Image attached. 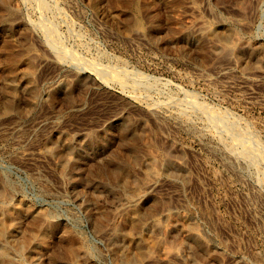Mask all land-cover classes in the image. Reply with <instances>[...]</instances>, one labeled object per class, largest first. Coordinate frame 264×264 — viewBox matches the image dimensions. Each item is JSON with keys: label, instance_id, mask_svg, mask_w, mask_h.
Here are the masks:
<instances>
[{"label": "rangeland", "instance_id": "obj_1", "mask_svg": "<svg viewBox=\"0 0 264 264\" xmlns=\"http://www.w3.org/2000/svg\"><path fill=\"white\" fill-rule=\"evenodd\" d=\"M41 1L46 5L43 10L40 0H6L7 7L18 14L7 19V31L0 41L13 48L16 56L32 47L36 54L32 80L38 100L28 104L26 96L20 94L17 112H5L0 106V183L10 184L13 206L31 207L29 217L44 209L58 230L48 235L50 250L41 251L37 239L27 241L32 231L38 232L26 224V216L15 223L12 211L6 210L2 217L7 231L0 249L6 246L14 255L10 260L19 264H67L65 257L49 253L61 254L64 243L78 240L87 243L88 252H92L79 257L77 264H264V54L258 59L247 49L251 46L255 54L260 49L264 53V0H146L150 5L139 14L143 34L130 29L133 21L127 9L136 0ZM207 21L206 25H215L221 33L232 28L240 33L239 41L232 35L228 38L234 41L229 42L233 50L229 56H216L211 50L213 43L201 36L200 28ZM190 23L187 29L184 25ZM49 25L57 42L47 37ZM183 32L188 34L186 41L180 40ZM59 48L66 52H59ZM0 56V105L2 101L4 105L8 80L5 61L9 56L3 52ZM114 72H124L127 81L111 77ZM66 83L72 85L67 87ZM55 89L57 93L51 96L49 92ZM224 111L240 128L246 124L249 133L235 135L224 129L222 118L209 119ZM121 114L124 122L117 123ZM120 144L138 150L140 167L134 169V165L136 172L130 174L126 185H115L108 174L109 168L123 159ZM132 145L137 146L136 151ZM149 155L161 168L157 167L159 175L146 179L139 158ZM98 171L102 172L100 178L95 175ZM136 186L137 195L144 196L140 209L142 216L145 214L143 230L152 238L151 244L140 246L143 253L139 261L135 247L129 248L123 238H112L107 232L111 224H119L120 211L127 207ZM144 207L151 212L156 209L155 214ZM179 222L197 227L202 249L182 244ZM24 224L26 232L31 229L27 235ZM127 247L128 260L121 261Z\"/></svg>", "mask_w": 264, "mask_h": 264}, {"label": "bare ground", "instance_id": "obj_2", "mask_svg": "<svg viewBox=\"0 0 264 264\" xmlns=\"http://www.w3.org/2000/svg\"><path fill=\"white\" fill-rule=\"evenodd\" d=\"M94 1V0H93ZM119 1V0H118ZM127 1V0H126ZM129 1V0H128ZM131 1V0H130ZM129 1V2H130ZM11 2V1H10ZM102 2V1H101ZM132 2H133V0H132ZM0 3H1V5H0V37H1V35L2 34H5V32L7 31V29H6V27L8 26L7 24V19L9 18V17H11L12 15H17L18 13H17V10H14V9H11V8H9V7H7V2H6V0H4V1H1L0 0ZM106 3V2H105ZM114 3H116V2H114ZM128 3V2H127ZM10 4V3H9ZM110 4H111V2H110ZM117 4V3H116ZM97 5H99V4H97ZM103 5H104V3H103ZM119 5V4H118ZM149 2H146V0H136L134 3H131V6L129 7V9H127L128 10V18L129 17H131L132 19V21H133V23L130 21V23H132V25H131V30L132 31H134L135 33H139V34H143V33H145L144 32V30L142 29V22H140L141 20H139V16L141 15L140 14V12L142 11H140V9H142V8H144V9H147L148 7H149ZM55 6V5H54ZM94 6V5H93ZM110 7H111V5H109ZM117 6V5H116ZM115 6V7H116ZM120 6V5H119ZM123 6V5H122ZM17 7V6H16ZM15 7V8H16ZM39 7H40V9L41 10H43V9H45L46 8V5H45V3H43L41 0H40V2H39ZM48 7V6H47ZM92 7V6H91ZM109 7V8H110ZM113 7V6H112ZM150 7H152V6H150ZM17 8H19V7H17ZM154 8V7H153ZM57 9V8H56ZM94 9V8H93ZM114 9V8H113ZM112 9V10H113ZM115 9H117V7L115 8ZM108 10V9H107ZM119 10V9H118ZM123 10H125V9H123ZM109 11V10H108ZM114 11V10H113ZM127 12V11H126ZM143 12V11H142ZM140 14V15H139ZM19 15H20V13H19ZM146 15V14H145ZM152 15H154V14H152ZM172 15V14H171ZM174 15H175V13H174ZM176 15H177V13H176ZM119 16V15H118ZM126 15L124 14V18H127V17H125ZM113 17H115V16H113ZM150 17H152V16H150ZM18 18V17H17ZM174 18V17H173ZM10 19V18H9ZM155 19H156V17H155ZM176 19H179V18H176ZM182 19V18H181ZM200 19V18H199ZM232 19V18H231ZM116 20H119V18L117 19V16H116ZM157 20V19H156ZM180 20V19H179ZM221 20V19H220ZM224 20V19H223ZM227 20H228V18H227ZM238 20H239V18H238ZM15 21V20H14ZM143 21V20H142ZM198 21V20H197ZM218 21V20H217ZM203 22V21H202ZM227 22V21H226ZM241 22V21H240ZM43 23V22H42ZM129 23V24H130ZM178 23H179V21H178ZM183 23V22H182ZM185 23V22H184ZM188 23H189V21H188ZM195 23V22H194ZM197 23V22H196ZM204 23V22H203ZM208 23V21L203 25V24H201V25H203L201 28H200V33L202 34L201 36L202 37H204L206 40H208V41H211L213 44H211V45H213V46H211L212 48H211V50H212V52L213 53H215V54H218V55H216V56H218V57H220L221 55L220 54H228V56H229V54L231 53V51H233L232 50V43L231 42H233V44H234V41H239L240 39H242L241 37H240V33L238 34V30L237 29H234V28H230V27H228V28H230L231 30L226 34V33H221V31H219L218 30V28H216V27H214L215 25H213V24H210V25H206ZM217 23V22H216ZM225 23V22H224ZM231 23H233L232 21H231ZM10 24V23H9ZM48 24H53V23H48ZM125 24V23H124ZM174 24V23H173ZM176 24V23H175ZM222 24V23H221ZM228 24V23H227ZM239 24V23H238ZM237 24V25H238ZM45 25H46V23H45ZM153 25H155V24H153ZM166 25V24H165ZM177 25V24H176ZM179 25H180V23H179ZM190 25H191V23L190 24H188V25H184V26H186V28L188 29V27H190ZM194 25V24H193ZM196 25V24H195ZM200 25V26H201ZM213 25V26H212ZM226 25V24H225ZM230 25V24H229ZM235 25V24H234ZM10 26V25H9ZM43 26V25H42ZM50 27H47L48 29V36L47 37H49L50 38V40H52V41H50V42H57V34L54 32L55 30L53 29V28H51V25H49ZM54 26V25H53ZM174 26V25H173ZM172 26V27H173ZM181 26V25H180ZM179 26V28L181 29V27ZM183 26V27H184ZM188 26V27H187ZM219 26V25H218ZM18 27V26H17ZM55 27V26H54ZM125 27V26H124ZM177 27V26H176ZM175 27V28H176ZM231 27H233V26H231ZM9 28V27H8ZM133 28V29H132ZM150 28V27H149ZM178 28V27H177ZM227 28V27H226ZM236 28V27H235ZM5 29H6V31H5ZM44 29H46V28H44ZM124 29V28H123ZM127 29L129 30V27H128V25H127ZM127 29H125V30H127ZM168 29V28H167ZM183 29V28H182ZM225 29V28H224ZM223 29V30H224ZM20 30V29H19ZM22 30V29H21ZM150 30V29H149ZM175 30V29H174ZM221 30V29H220ZM237 30V31H236ZM5 31V32H4ZM14 31V30H13ZM23 31H24V29H23ZM26 31V30H25ZM42 31V30H41ZM57 31V30H56ZM130 31V30H129ZM146 31V30H145ZM171 31H173V30H171ZM182 31V30H181ZM195 31V30H194ZM4 32V33H3ZM10 32V31H9ZM44 32V31H43ZM124 32V31H123ZM192 32V31H191ZM225 32V31H224ZM58 33V32H57ZM129 33V32H128ZM152 33V32H151ZM182 33V32H181ZM184 33V32H183ZM256 33V32H255ZM20 34V33H19ZM46 34V33H45ZM130 34H133V33H130ZM168 34H170L169 32H168ZM178 34H179V32H178ZM197 34H199V33H197ZM15 35V34H14ZM135 35V34H134ZM231 35H232V38L234 39V41H231ZM254 35V34H253ZM123 36H124V34H123ZM127 36V35H126ZM150 36V35H149ZM176 36V35H175ZM177 36H179V35H177ZM176 36V37H177ZM190 36V35H189ZM138 37H139V35H138ZM188 37V34H183L181 37H180V40H181V38H182V40H185L186 41V38ZM231 38L230 40H228V38ZM2 38V37H1ZM0 38V39H1ZM125 38V37H124ZM133 38V37H132ZM178 38V37H177ZM203 38V39H204ZM245 38V37H244ZM46 39V38H45ZM188 39V38H187ZM192 39H193V37H192ZM49 40V39H48ZM80 40V39H79ZM178 40V39H177ZM194 40V39H193ZM205 40V41H206ZM24 41V40H23ZM26 41V40H25ZM187 41H189V40H187ZM198 41H199V38H198ZM202 41V40H201ZM231 41V42H230ZM49 42V41H48ZM180 42V41H179ZM231 44H230V43ZM242 42V41H241ZM240 42V43H241ZM244 42V41H243ZM242 42V43H243ZM12 43V42H11ZM16 43V42H15ZM29 43V42H28ZM28 43H26V45L28 44ZM59 43V42H58ZM183 43V42H182ZM13 44V43H12ZM32 44V43H31ZM46 44V43H45ZM50 44V43H49ZM53 44H56V43H53ZM81 44V43H80ZM249 44V43H248ZM30 45V44H29ZM52 45V44H51ZM205 45V44H204ZM203 45V46H204ZM250 45V44H249ZM248 45V46H249ZM11 46V45H10ZM14 46V45H13ZM12 46V47H13ZM22 46V45H21ZM21 46H19V47H21ZM25 46V45H24ZM31 46H33V45H31ZM50 46V45H49ZM200 46V45H199ZM242 46V45H241ZM17 47H18V45H17ZM261 47H262V45H261ZM260 47V48H261ZM16 48V47H15ZM49 48V47H48ZM53 48V47H52ZM51 48V49H52ZM203 48V47H202ZM208 48V47H207ZM242 48V47H241ZM253 48V47H252ZM251 48V46L250 47H248L247 49L249 50V55L250 56H253V55H257V57L258 56H261V57H263V54L264 53H262V50L260 49L259 50V52L257 53V54H255V52L253 51V49ZM263 48V47H262ZM24 49V48H23ZM60 49V48H59ZM204 49V48H203ZM256 49H258L257 47H256ZM255 48H254V50H256ZM13 48H12V50L11 49H9V47H8V45L6 44V43H4V42H2V41H0V52H3V53H5L6 54V56H9V57H6V58H8L5 62H6V66H5V70H6V74H7V76H8V80L6 81V93H3V100L5 101V103H4V105L2 104L3 103V101H2V103H1V105L0 106H2L1 108H3L4 109V111L5 112H9V111H13V110H16L17 108L16 107H18L17 106V101L19 100V97H20V94H21V96H22V94H23V96H26L25 98L27 99L26 100V103H28V104H33V103H35L38 99H37V97H38V93L36 92V89L34 88V85H33V80H32V78H33V74H34V72L32 71V69L35 67L34 65H33V63H32V59H34L33 57H34V55H36V54H34V52L32 51V47H27V48H25V50H24V52H23V54L22 53H19V55H21V56H16V50H15V55H14V52H13ZM23 51V50H22ZM64 51L66 52V49H64ZM64 51H62V49H60V51L59 52H62L63 54L65 53ZM204 52V51H203ZM203 52H201V53H203ZM210 52V51H209ZM236 52V51H235ZM234 52V53H235ZM264 52V51H263ZM37 53V52H36ZM205 53V52H204ZM211 53V52H210ZM200 54V53H199ZM209 54V53H208ZM238 54V53H237ZM3 55V54H2ZM17 55H18V53H17ZM203 55V54H202ZM206 55V54H205ZM220 55V56H219ZM214 56V55H213ZM224 56V55H223ZM226 56V55H225ZM234 56V55H233ZM236 56V55H235ZM1 57V56H0ZM4 57V56H3ZM3 57H2V59H3ZM200 57V56H199ZM206 57V56H205ZM61 58V57H60ZM202 58V57H201ZM208 58H210L209 56H208ZM212 58V57H211ZM210 58V59H211ZM217 58V57H216ZM224 58H226V57H224ZM223 58V59H224ZM228 58V57H227ZM250 58V57H249ZM56 59V58H55ZM219 59V58H218ZM250 59H252V58H250ZM249 59V60H250ZM258 59H259V57H258ZM4 60H5V57H4ZM79 61V59L77 58L76 59V61ZM204 60V59H203ZM239 60V59H238ZM237 60V61H238ZM254 60H255V58H254ZM263 59L261 58V61H262ZM205 61V60H204ZM241 61V60H240ZM258 60H256V62H257ZM81 62V61H80ZM206 62V61H205ZM242 62H243V60H242ZM256 62H255V64H256ZM259 62H260V60H259ZM3 63V62H2ZM253 63V62H252ZM1 64V63H0ZM80 64V63H79ZM242 64V63H241ZM240 64V65H241ZM36 65H38V64H36ZM72 65V64H71ZM90 66H93V64L91 63V65ZM258 66V65H257ZM104 67V66H103ZM102 67V68H103ZM106 67V66H105ZM242 67H246L245 65L244 66H242ZM248 67V66H247ZM101 68V67H100ZM106 68H108V67H106ZM121 68V67H120ZM259 68V67H258ZM77 69V68H76ZM105 69V68H104ZM114 70V69H113ZM240 70H242V68L240 69ZM244 70V69H243ZM246 70H248V68L246 69ZM116 71V70H115ZM1 72V71H0ZM225 72V71H224ZM224 72H222V73H224ZM79 73V72H78ZM96 73V72H95ZM101 73V72H100ZM115 74L114 75H112V74H110V73H108V75L110 74L111 75V77H113V78H117V79H119V80H121L122 82H126L127 81V78H125L124 76V72H114ZM6 74L4 75V77L6 76ZM130 74V73H129ZM104 75H107L106 73L104 74ZM138 75V74H137ZM6 76V77H7ZM104 77V76H103ZM132 78V77H131ZM3 81V80H2ZM64 81V80H63ZM76 81V80H75ZM35 83V82H34ZM134 84H135V82H133ZM131 84V83H130ZM1 85V84H0ZM4 85V84H3ZM66 85H67V87H70L72 84H70V83H66ZM2 86V85H1ZM5 86V85H4ZM125 86V85H124ZM133 86V85H132ZM139 86V85H138ZM57 87H59V86H57ZM66 87V88H67ZM2 90V89H1ZM136 90V89H135ZM69 91V90H68ZM50 94H51V96H55V94L57 93L56 92V89L55 90H53V91H51V92H49ZM63 93V92H62ZM65 93H66V91H65ZM49 94V95H50ZM1 95V94H0ZM65 96V95H64ZM190 99H192V98H190ZM52 100V99H51ZM71 101V100H70ZM195 101V100H194ZM53 102V101H52ZM24 103V102H23ZM65 103H67V102H65ZM189 104L190 103H192L191 101H189L188 102ZM180 104V103H179ZM188 104V105H189ZM177 105V104H176ZM181 105V104H180ZM184 105V104H183ZM186 105V104H185ZM189 106H191V105H189ZM30 107H32V106H30ZM188 107V106H187ZM181 108V107H180ZM191 108V107H190ZM28 109V108H27ZM26 109V110H27ZM186 109V108H185ZM148 110V109H147ZM210 110V109H209ZM18 111V109L16 110V112ZM156 111V110H155ZM155 111H151V114L152 115H155L156 113H155ZM180 111V110H179ZM202 112V111H201ZM206 112V111H205ZM1 113V112H0ZM209 113V112H208ZM211 113V112H210ZM216 113V112H215ZM183 114H185V113H183ZM204 114V113H203ZM209 115V114H208ZM211 115H214V114H211ZM229 114L227 113L226 114V112L224 111V113H220V114H218V113H216L215 114V116H209V119L211 120V119H213V118H215V119H219V118H222V120H224L223 122H222V124H223V126H224V129L225 130H227V131H230V132H234L235 133V135L237 134V135H245V134H247V133H249V130H248V126L245 124V126H243L244 128H240L239 127V125H238V121H235V120H233V121H231V120H229L228 118H229V116H228ZM162 116V115H161ZM182 116V115H181ZM201 116H203L202 114H201ZM219 116V117H218ZM158 117H160V115L158 116ZM164 117H165V115H164ZM170 117V116H169ZM176 117V116H175ZM175 117L173 118V119H175ZM179 117V116H178ZM183 117V116H182ZM181 117V118H182ZM124 116L121 114L120 115V117H118V119H117V123H123L124 122ZM133 118V117H132ZM177 118V117H176ZM185 118H186V116H185ZM136 119V118H135ZM160 119V118H159ZM126 120H128V119H126ZM132 120V119H131ZM180 120V119H179ZM214 120V119H213ZM129 121V120H128ZM134 121V120H133ZM138 121V120H137ZM127 122V121H126ZM207 123H209V122H207ZM227 123V124H226ZM126 124V123H125ZM127 124H128V122H127ZM216 124V123H215ZM221 124V125H222ZM249 124V123H248ZM120 125V124H119ZM137 125V124H136ZM135 125V126H136ZM144 125V124H143ZM241 125V124H240ZM121 126V125H120ZM124 126V125H123ZM193 126V125H192ZM214 126V125H213ZM215 126H217V125H215ZM222 126V127H223ZM139 127V126H138ZM137 127V128H138ZM111 128V127H110ZM117 128V127H116ZM215 128V127H214ZM113 129V128H112ZM123 129V128H122ZM128 129V128H127ZM132 130H133V128H131ZM216 129H218L217 127H216ZM102 130V129H101ZM116 130V129H115ZM121 130V129H120ZM135 130V129H134ZM57 131V130H56ZM108 131V130H107ZM138 131H139V129H138ZM114 132V131H113ZM121 132H123L122 130H121ZM120 132V133H121ZM130 132V131H129ZM140 132V131H139ZM226 132V131H225ZM110 133V132H109ZM135 133V132H134ZM143 133H145V132H143ZM85 134V133H84ZM126 134H127V132H126ZM140 134V133H139ZM81 135V134H80ZM106 135H108V134H106ZM120 135V134H119ZM234 135V136H235ZM249 135V134H248ZM252 135V134H251ZM77 136V135H76ZM85 136V135H84ZM91 136H94V135H91ZM96 136V135H95ZM94 136V137H95ZM121 136V135H120ZM125 135H123V137H124ZM131 136V135H130ZM148 136V135H147ZM59 137V136H58ZM57 137V138H58ZM97 137V136H96ZM119 137V136H118ZM117 137V138H118ZM127 137H129V136H127ZM127 137H126V139H127ZM255 137V136H254ZM93 138V137H92ZM106 137H104V135H103V138L102 139H105ZM121 138V137H120ZM125 138V137H124ZM59 139V138H58ZM89 139V138H88ZM91 139V138H90ZM101 139V138H100ZM131 139V138H130ZM145 139V138H144ZM221 139V138H220ZM65 140V139H64ZM71 140V139H70ZM137 140V139H136ZM252 140V139H251ZM130 140H128V142H129ZM137 141H139V139L137 140ZM243 141V140H242ZM66 142V141H65ZM65 142H64V144H65ZM123 142V141H122ZM131 142H134L133 140L131 141ZM47 143V142H46ZM96 143V142H95ZM146 143V142H145ZM150 143V142H149ZM224 143V142H223ZM222 143V144H223ZM63 144V145H64ZM123 144V143H122ZM122 144H120V147L122 146ZM134 144H137V142L136 143H134ZM143 144V143H142ZM225 144V143H224ZM223 144V145H224ZM249 144H250V142H249ZM252 144V143H251ZM94 145V144H93ZM148 145V144H147ZM66 146V145H65ZM88 146V145H87ZM132 146H134L133 148L135 149V151L137 150V146H135V145H132ZM136 147V148H135ZM147 147V146H146ZM224 147V146H223ZM252 147V146H251ZM143 148V147H142ZM231 148V147H230ZM229 148V149H230ZM252 148H254V147H252ZM72 149V148H71ZM104 149V148H103ZM113 149V148H112ZM152 149V148H151ZM245 149H246V147H245ZM119 150H121V149H119ZM133 150V149H132ZM132 150H130V149H128V146L126 145V146H122V152L124 151L125 153L123 154L122 152V154H121V156L123 157V159L122 160H119V162L117 163V164H115V165H113L112 164V162H111V165H113V166H108V167H106V169L107 168H109V170H108V174H109V176L111 177V179L113 180V182H115V183H117V184H115V185H119V184H122V185H126V184H128V182H129V179L131 178L130 177V174L132 173V172H136L135 170L133 171L132 170V168L134 167V165L136 164V166L134 167V169L137 167H140V166H137V162H138V158H137V152H138V150L136 151V152H134V150L132 151ZM163 150V149H162ZM140 151H142V150H140ZM148 151V150H147ZM152 151V150H151ZM153 151H154V153H155V148L153 149ZM164 151V150H163ZM182 151V150H181ZM251 151V150H250ZM71 152V151H70ZM120 152V151H119ZM166 152V151H165ZM233 152H236V151H233ZM249 151H247V153H248ZM50 153V152H49ZM118 153V152H117ZM146 153V152H145ZM148 153H149V151H148ZM148 153H146V154H144V155H147ZM153 153V152H152ZM254 153V152H253ZM55 154V153H54ZM53 154V155H54ZM58 154V153H57ZM67 154V153H66ZM133 154V155H132ZM231 154V153H230ZM241 154V153H240ZM239 154V155H240ZM248 154H250V155H254V154H256V153H254V154H252V152H250V153H248ZM50 155H51V153H50ZM68 155V154H67ZM156 155V154H155ZM158 155V154H157ZM156 155V156H157ZM236 155H237V153H236ZM249 155V156H250ZM111 156V155H110ZM115 156V155H114ZM138 156H140V155H138ZM154 156V155H153ZM165 156V155H164ZM163 156V157H164ZM233 156V155H232ZM243 156V155H242ZM247 156V155H246ZM127 157V158H126ZM161 157H162V155H161ZM161 157H160V159H161ZM256 157V156H255ZM68 158H70V157H68ZM100 158V157H99ZM105 158V157H104ZM106 158H107V156H106ZM105 158V159H106ZM144 158L145 159H142L141 160V158H139L142 162H140V160H139V163H140V165L143 167V169H144V171H143V173H144V176L146 177V179L147 178H150V177H156L157 176V174H158V168L157 167H159L160 166V164L158 163V162H156V160L152 157V155H149V156H147V157H145L144 156ZM227 158V157H226ZM251 158V157H250ZM66 159V158H65ZM64 159V160H65ZM71 159H72V157H71ZM71 159H68L69 161L71 160ZM74 159V158H73ZM78 159V158H77ZM76 159V160H77ZM248 159V158H247ZM62 160V159H61ZM101 160V159H100ZM161 160H164V158L163 159H161ZM160 160V161H161ZM74 161V160H73ZM78 161V160H77ZM99 161V160H98ZM97 161V162H98ZM231 161V160H230ZM244 161V160H243ZM66 162V161H65ZM116 162V161H115ZM162 162V161H161ZM234 162H235V160H234ZM259 162V161H258ZM63 163V162H62ZM76 163V162H75ZM74 163V164H75ZM99 163V162H98ZM107 163V162H106ZM105 163V164H106ZM156 163H158L159 164V166H155L156 165ZM163 163V162H162ZM162 163H161V165H162ZM226 163V162H225ZM264 163V162H263ZM74 164H73V166H74ZM77 164H79V163H77ZM72 165V164H71ZM64 166V165H63ZM230 167V166H229ZM74 168V167H73ZM83 168V167H82ZM85 168V167H84ZM95 168V167H94ZM159 168H161V167H159ZM64 169V168H63ZM74 170V169H73ZM80 170V169H79ZM84 170V169H83ZM166 170V169H165ZM60 171H62V170H60ZM64 172V171H63ZM75 172H77V171H75ZM79 173V172H78ZM89 173V172H88ZM101 171H98V173L96 172L95 173V175L97 174L98 175V177L100 178L101 176ZM133 173V174H134ZM77 174V173H76ZM170 174V177H171V173H169ZM73 175V174H72ZM159 175V174H158ZM83 176V175H82ZM141 176V175H140ZM163 176V175H162ZM169 176V175H168ZM6 177V176H5ZM76 177V176H75ZM89 177V176H88ZM105 177V176H104ZM174 177V176H173ZM81 178V177H80ZM186 178V177H185ZM105 179H106V177H105ZM140 179V178H139ZM143 179V178H142ZM260 179V178H259ZM2 180V179H1ZM5 180V179H4ZM6 180H7V178H6ZM5 180V181H6ZM78 180V179H77ZM80 180V179H79ZM95 180V179H94ZM261 180V179H260ZM3 181V180H2ZM72 181V180H71ZM75 181V180H74ZM96 181H98V180H96ZM101 181V180H100ZM146 181V180H145ZM10 182V181H9ZM95 182V181H94ZM89 183V182H88ZM91 183H93V182H91ZM107 183V182H106ZM109 184H110V182H108ZM260 183V182H259ZM103 184V183H102ZM113 184V183H112ZM133 184V183H132ZM131 184V185H132ZM148 184H150V183H148ZM13 185V184H12ZM87 185H89V184H87ZM98 186V184H95V186ZM152 185V184H151ZM92 186H94V184L92 185ZM105 186H106V184H105ZM132 186H135V185H132ZM131 186V187H132ZM141 187V186H140ZM152 187H153V185H152ZM96 188V187H95ZM94 188V189H95ZM99 188V187H98ZM124 188V187H123ZM134 188H136L137 189V186L136 187H133V191H132V193H130L129 195H130V197H129V195H128V197L131 199L130 201H128L127 203H126V205H127V207L126 208H124L123 209V211H120L121 213H123L122 214V218H121V220H120V222H119V224L117 225L116 223V225H112L111 224V226L108 228V231L107 232H109V234L111 235V236H113L112 238H115V237H121V238H123L125 241H127V245L129 246V248H131V247H135L136 248V256H135V259L136 260H140L141 259V255H142V253H143V249L141 250L140 249V246L141 245H143V244H145V245H149V243L150 242H152V238H151V235H149V234H145V232H144V230H143V219H142V217L143 216H145V214L142 216V211H140V209H141V205H142V203H143V201H144V196H139V195H137L138 193H136L135 192V190H134ZM139 188V187H138ZM11 189V186H10V184L7 182H1L0 183V242H1V240L4 238V236H5V231H7L6 229H4V226L6 227V225H4L6 222H5V220L3 219V217L2 216H4L3 214H4V212L6 211V210H11L12 211V214H11V216L14 218V221L13 222H20V219L23 217L24 218V216H26V218H27V221H25L26 222V224H29L31 227H33V228H35V229H37V232H38V234H36V233H34L35 231H32L31 232V229H29L30 231H27L26 232V225L24 224V226L25 227H23L24 229H25V235H27V233H29V232H31L30 234H29V236L27 237V241L30 243L31 241H34V240H36V241H39V244H40V249H41V251H46V249H47V246H48V242H49V237H48V235H49V233L50 232H52L53 230H55L56 229V227L57 226H55V223H53V221H52V218H51V215L47 212V211H44V209H43V211L41 210L40 212H37V214H33L34 215V217H29L28 216V214L30 213V211H31V207H24L25 209H22V208H18V207H15V206H13V204H12V202H11V195H10V190ZM92 190V189H91ZM128 190V189H127ZM131 190V189H130ZM140 190V189H139ZM14 191V190H13ZM129 191V190H128ZM136 191H138V190H136ZM143 191V190H142ZM141 191V192H142ZM15 192V191H14ZM136 193V195L137 196H135L134 194ZM127 193V192H126ZM146 193H148V192H146ZM11 194H12V191H11ZM98 194H100V193H98ZM141 194V193H140ZM149 194V193H148ZM13 195V194H12ZM92 195V194H91ZM149 195H151V194H149ZM127 196V195H126ZM147 195H145V197H146ZM100 197V196H99ZM125 198V197H124ZM14 199V198H13ZM91 199V198H90ZM148 199V198H147ZM97 200V199H96ZM95 200V201H96ZM147 201V200H146ZM154 201V200H153ZM20 203V202H19ZM91 203V202H90ZM156 204V203H155ZM91 205H93V203L91 204ZM149 205H151V204H149ZM153 205V204H152ZM125 206V205H124ZM22 207V206H21ZM106 207V206H105ZM146 207H148V206H146ZM146 207H144V209L145 210H148V212L153 208L152 206V208L149 206L148 208L150 209H147ZM155 207H157V206H155ZM163 207V206H162ZM111 208V207H110ZM157 209H158V207H157ZM160 209H161V207H160ZM167 209V208H166ZM108 210V209H107ZM143 210V209H142ZM156 210V209H155ZM154 210V211H155ZM164 210V209H163ZM144 211V210H143ZM153 211V212H154ZM158 211V210H157ZM113 212V211H112ZM145 212H147V211H145ZM153 212H149V213H152L153 215L155 214V213H153ZM39 213V214H38ZM120 213V214H121ZM101 214V213H100ZM105 214V213H104ZM112 214V213H111ZM36 215V216H35ZM173 215V214H172ZM184 215V214H183ZM182 214H181V216H183ZM5 216H7L6 214H5ZM105 216V215H104ZM108 216V215H107ZM120 216V215H119ZM174 216V215H173ZM172 216V217H173ZM171 217V216H170ZM186 217V216H185ZM196 217V216H195ZM6 218H8V216L6 217ZM96 218V217H95ZM98 218V217H97ZM102 218V217H101ZM145 218V217H144ZM153 218V217H152ZM102 219H104V218H102ZM112 219V218H111ZM150 219V218H149ZM184 219V218H183ZM23 220V219H22ZM26 220V219H25ZM159 220V219H158ZM24 221V220H23ZM98 221V220H97ZM107 221V220H106ZM112 221V220H111ZM114 221V220H113ZM160 221V220H159ZM162 221V220H161ZM160 221V222H161ZM117 222V221H116ZM159 222V223H160ZM195 222V221H194ZM118 223V222H117ZM153 223V222H152ZM179 223H181V222H179ZM178 223V224H179ZM21 224V223H20ZM108 224H109V222H108ZM168 224V223H167ZM198 224V223H197ZM210 224V223H209ZM19 225V224H18ZM100 225V224H99ZM101 225H102V223H101ZM103 226V225H102ZM146 226V224L144 225V227ZM152 226H153V224H152ZM30 227V228H31ZM100 227V226H99ZM108 227V226H107ZM28 228V227H27ZM169 228V227H168ZM179 231L183 234V237H184V239H183V243L182 244H185V245H187L188 246V248L189 249H194V250H197V249H199V248H201L202 247V239H201V235H199V233H198V231H197V227H195V225L194 224H186V223H181V224H179ZM97 229V228H96ZM146 229V228H145ZM152 229V228H151ZM20 230V229H19ZM33 230V229H32ZM58 229H56V231H57ZM64 230V229H63ZM104 230V229H103ZM24 231V230H23ZM73 231V230H72ZM72 231H71V233H72ZM102 231V230H101ZM159 231V230H158ZM62 232V231H61ZM67 232V231H66ZM179 232V233H180ZM17 233V232H16ZM106 233V232H105ZM147 233V232H146ZM153 233V232H152ZM21 234H23V232L21 233ZM64 234V233H63ZM75 234V233H74ZM181 234V235H182ZM18 235V234H17ZM24 235V234H23ZM23 235H21V236H23ZM58 235V234H57ZM68 235V234H67ZM72 235V234H71ZM9 236V235H8ZM16 236V235H15ZM70 236V235H69ZM69 236H67V237H69ZM73 236V235H72ZM72 236L71 237H69L70 239L72 238ZM157 236V235H156ZM24 237V236H23ZM75 237V236H74ZM74 237H73V239H74ZM205 237V236H204ZM58 238V237H57ZM154 238H155V236H154ZM22 239H24V238H22ZM69 239V240H70ZM5 240V239H4ZM4 240H3V242H4ZM31 240V241H30ZM52 240V239H51ZM62 240H63V238H62ZM67 240V239H66ZM67 241L68 243L71 241ZM75 240V239H74ZM210 240V239H209ZM20 241H21V239H20ZM27 241H26V243H27ZM156 241V240H155ZM14 243H15V240L13 241ZM35 242V241H34ZM62 243V242H61ZM71 243V242H70ZM156 243V242H155ZM5 244V243H4ZM38 244V245H39ZM151 244V243H150ZM2 245V244H1ZM55 245V244H54ZM11 246V245H10ZM13 246H14V244H13ZM26 246H28V245H26ZM57 246V245H56ZM63 246V245H62ZM90 246V245H89ZM126 246V245H125ZM39 247V246H38ZM50 247V246H49ZM145 247V246H144ZM15 248H17V247H15ZM29 248V247H28ZM36 248V247H35ZM53 248V247H52ZM62 248V247H61ZM121 248V247H120ZM128 247L126 248V250H124V251H122V253H121V258H122V260L121 261H127L128 260V257H129V253H130V249H129ZM153 248V247H152ZM8 249H9V247H8ZM18 249V248H17ZM54 249V248H53ZM148 249V248H147ZM146 249V250H147ZM151 249V248H150ZM155 249V248H154ZM202 249V248H201ZM12 250V249H11ZM47 250H50V249H47ZM13 251V250H12ZM90 251V250H89ZM117 251H119V250H117ZM149 251V250H148ZM12 253L11 251H8L7 250V248H6V246H3L2 247V249H0V264H19V262H16L15 263V261L14 262H12L11 260H10V257H13L10 253ZM14 252V251H13ZM20 253H21V250L19 251ZM36 252H37V249H36ZM40 252V251H39ZM92 252V251H91ZM90 252V253H91ZM96 252V251H95ZM150 253H151V251H149ZM15 253V252H14ZM17 253H18V250H17ZM44 253V252H43ZM43 253H41L40 252V254H42V255H44ZM89 252H88V246H87V243H84L83 241H79L78 240V242L77 243H71V244H67V245H65V243H64V248L61 250V254L60 253H56L55 251H51L49 254H51L52 256H59V255H61L63 258L65 257V261H66V263L67 264H77V263H79L77 260L79 259V257H84V256H86L87 254H88ZM89 253V254H90ZM192 253V252H191ZM39 254V255H40ZM46 254V253H45ZM117 254V253H116ZM119 254V253H118ZM118 254H117V256H118ZM132 254V253H131ZM21 255V254H20ZM48 255V254H47ZM91 255V254H90ZM120 255V254H119ZM49 256V255H48ZM94 256V255H93ZM145 256V255H144ZM143 256V257H144ZM15 257L17 258V261H18V257L20 258V256H19V254H18V257H17V255H15ZM42 257V256H41ZM47 257V256H46ZM131 257V256H130ZM51 258V257H50ZM133 258V257H132ZM55 259H57V258H55ZM130 259V258H129ZM16 260V259H15ZM21 260V259H20ZM19 260V261H20ZM37 260V259H36ZM44 260V259H43ZM42 260V261H43ZM58 260V259H57ZM61 260H62V258H61ZM64 260V259H63ZM81 260V259H80ZM83 260V259H82ZM144 260V259H143ZM142 260V261H143ZM24 261V260H23ZM22 261V262H23ZM48 261V260H47ZM59 261V260H58ZM94 261V260H93ZM116 261H117V259H116ZM121 261H119V262H121ZM192 261V260H191ZM21 262V263H22ZM39 262V261H38ZM64 262V261H63ZM129 262V261H128ZM132 262V261H131ZM193 262V261H192ZM124 263V262H123ZM38 264V263H37ZM50 264V263H49ZM91 264V263H90Z\"/></svg>", "mask_w": 264, "mask_h": 264}]
</instances>
